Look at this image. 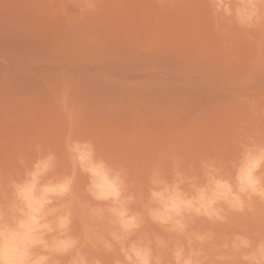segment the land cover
<instances>
[{"label": "rangeland", "instance_id": "rangeland-1", "mask_svg": "<svg viewBox=\"0 0 264 264\" xmlns=\"http://www.w3.org/2000/svg\"><path fill=\"white\" fill-rule=\"evenodd\" d=\"M70 122L132 161L227 155L264 126V37L214 30L197 0H0V164Z\"/></svg>", "mask_w": 264, "mask_h": 264}, {"label": "clouds", "instance_id": "clouds-1", "mask_svg": "<svg viewBox=\"0 0 264 264\" xmlns=\"http://www.w3.org/2000/svg\"><path fill=\"white\" fill-rule=\"evenodd\" d=\"M94 13L101 0H76ZM214 30L264 37V0H197ZM0 264H264V126L230 152L129 160L39 134L0 164Z\"/></svg>", "mask_w": 264, "mask_h": 264}]
</instances>
